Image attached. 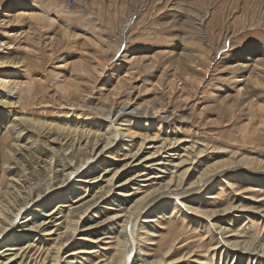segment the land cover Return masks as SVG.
I'll return each mask as SVG.
<instances>
[{"label":"bare ground","instance_id":"bare-ground-1","mask_svg":"<svg viewBox=\"0 0 264 264\" xmlns=\"http://www.w3.org/2000/svg\"><path fill=\"white\" fill-rule=\"evenodd\" d=\"M41 7L37 0H15L0 10L5 21L7 9L14 8L7 34L15 40L26 31L27 36L32 34L33 27L26 26L32 20L38 26L46 20ZM195 16L203 25L204 15ZM57 36L73 37L68 27L52 38L53 44ZM141 50L132 58L137 64L148 56L149 50ZM194 55L181 52L175 60L174 56L169 59L177 65L170 87L182 80L186 91L187 82H194L196 70L189 66L195 64ZM231 61L236 64L230 69L236 68L233 85L239 87L235 97L246 90V99L256 101L254 107L264 118V103L255 100L257 92L245 76L257 72L255 83L264 88V73L254 68L264 62V45L244 46ZM105 63L74 61L71 68L87 80L70 79L59 72L62 75L55 78V88L64 100L47 94L48 100L45 97L40 102L57 115L50 117L48 110L45 116L35 115L24 109L22 100L15 101L18 90L33 96L34 77L25 80L18 73L24 65L19 57H11L10 52L0 57V131L12 134L9 145L0 144V174H8L0 181V264H264V235H260L264 226V129L241 123L230 134L234 143L211 137L204 140L199 133L182 131L178 126L184 120L181 114L169 113L161 119L166 103L141 101L133 108L127 97L118 108H114L115 100L99 104L89 99L93 90L86 84L89 79L93 86L101 80ZM120 69L113 75L121 78L123 72L128 73ZM109 82L103 88L111 86ZM111 88L101 96L118 97V86ZM222 96V102L236 99L230 98L226 88ZM164 225L168 236L159 244L156 238ZM189 234L193 237L188 238ZM195 249L202 256L196 258Z\"/></svg>","mask_w":264,"mask_h":264},{"label":"rangeland","instance_id":"rangeland-1","mask_svg":"<svg viewBox=\"0 0 264 264\" xmlns=\"http://www.w3.org/2000/svg\"><path fill=\"white\" fill-rule=\"evenodd\" d=\"M14 1L0 0V10ZM37 4L39 7L42 6L41 8L45 11L46 20L39 26L32 20L30 26H26L27 28L33 27L32 32L29 31L32 34H28V36L26 35L28 31H26L23 35L17 36L15 40L13 36L7 34L6 29L11 25L9 20L14 16V8L7 9L9 16L5 21L0 18V39L4 41V43H0V57L8 55L9 52L11 57H19L24 61V65L21 68L22 71L18 73H23L22 76L25 80L34 77L32 80L35 81V90L33 89L34 91H32V97L24 90L15 92V101L22 100L21 103L25 108L22 104L21 107L25 110L41 116H45L48 110L50 117H57L49 106L46 110L43 107L44 104L40 106L43 101L45 102V97L47 99V94L59 102L64 100L65 96L63 93L57 92V88H55L57 75H62L63 73L70 79L76 76L79 80H87V76L81 75L76 69L71 68L72 63L82 60L86 65H93L101 60L107 63H105L106 68L101 80L93 86V81L89 79L86 84V88H92L94 94L89 99L100 102L99 104H103V102L107 104V102L111 103L115 100L114 105L120 106L127 97L131 99L129 104L133 108L135 103L141 101L152 102L154 100L155 103H164V105L166 103L167 111L161 112L159 115L161 119L165 118L169 113L173 115L175 113L174 117H178L181 114L184 120L178 126L182 131L184 130L189 135L199 133L197 136L200 137L201 135L200 138H204V140L211 137L212 139H223V141L228 140L234 143L235 138L230 134L235 133L236 127H239L241 123L246 124L250 129L259 125L262 130L264 129V124H259L260 121L264 123V118L261 112L259 113L257 110V107H254L256 101L252 102L250 99H246L249 96L246 90L244 91L243 89L240 95L235 97L239 88H235L233 85L236 68H234L235 71L230 70L236 65L230 63L232 62V55L234 56L237 51L253 42L264 45V0H37ZM199 9L201 13L197 12ZM196 13L200 17L204 15L202 17V19L204 18L203 25L195 16ZM24 18L20 19L19 22H23L26 19ZM66 27H68V32L73 37L71 39H60L57 36V40L53 44L52 38L60 30L63 32ZM37 29L38 32H36ZM31 38L34 40L32 41ZM85 41L87 42L85 43ZM144 48L149 50L148 56L146 55L144 62L137 64L132 58L138 57L137 54L144 52L141 50ZM181 52L188 55H194L193 52H196L194 55L196 57L193 61L195 64L193 63V65L189 66L196 70V75L194 74V76L197 79L195 78L194 82H191V80L187 82L188 89L186 91L182 90L184 88L182 80H178L173 86L174 88L169 86L170 78L176 73L175 69L177 68L174 61H169V59L174 56L175 60ZM26 57L29 59H26ZM206 57L208 58L207 60ZM85 59L86 61H84ZM128 61L129 63L126 65ZM150 61L154 62V68ZM226 62L229 64H224ZM119 66L121 69L118 68ZM5 67L7 72L11 71L8 66ZM254 68L258 72L264 73V62ZM116 69H120V72L125 69L126 71L128 70V73L123 72L120 75L121 78H118L112 73ZM0 71L3 70L0 69ZM257 74L255 71H249L245 76L247 80L249 79L248 85H250V88L257 92L258 96L255 94V100L264 103V88L255 83ZM199 78L200 80H198ZM109 80L112 82L111 86L103 88V85ZM113 84L120 89L119 94L116 95L118 97L113 96V94L112 97L110 96L111 94L108 95L109 97H102L101 95L113 91L111 88ZM36 86L39 87L37 88ZM147 88H149V91H146L148 90ZM225 88L230 91L231 99L236 98L234 101L236 103L231 102L232 100L223 101L225 103L222 102L223 96L220 97V93ZM55 92L58 94H55ZM187 94L188 96H185ZM181 96H185V98ZM105 97L107 100H105ZM181 100L182 102H180ZM246 100H249L250 103ZM242 102L244 104L247 103L242 105ZM116 106L114 108H118ZM227 106H229V109ZM254 110L255 112H253ZM217 114H219V117ZM174 117H171L170 120H173ZM258 118H261V120ZM219 121L222 123L218 124L220 123ZM0 132V144L5 142L9 145L11 143L9 139L11 140L12 134L10 132H7V134L5 130ZM261 134L264 135V131ZM243 150H246V148ZM3 175L0 174L1 182L3 178L6 180L8 176V174H5L6 176ZM217 190L218 192H221V190L223 192V189L219 188ZM89 191H91V188L88 190L87 195L90 193ZM205 203L207 205L210 204L208 201H205ZM240 219L238 218V220ZM165 225V228L161 227L159 236L156 238V241L159 239V244H161L165 236H168L166 235V227L168 225ZM262 231H264V226ZM262 231L260 235H264ZM188 236V238L193 237L191 234ZM107 241L109 242V240ZM190 241L194 242L195 240L193 239L192 241L191 239ZM152 247L150 250L153 253L155 246ZM195 250L199 251L196 253V258L202 256L199 249Z\"/></svg>","mask_w":264,"mask_h":264}]
</instances>
